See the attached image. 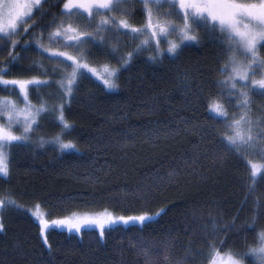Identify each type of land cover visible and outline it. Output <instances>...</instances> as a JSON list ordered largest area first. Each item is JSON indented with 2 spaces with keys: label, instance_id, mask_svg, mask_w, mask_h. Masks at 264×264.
<instances>
[{
  "label": "trees",
  "instance_id": "1",
  "mask_svg": "<svg viewBox=\"0 0 264 264\" xmlns=\"http://www.w3.org/2000/svg\"><path fill=\"white\" fill-rule=\"evenodd\" d=\"M139 9L137 3V15L132 22L142 25L145 20ZM32 22L27 21L29 25ZM38 35L39 28H33L29 35L20 31L13 37L20 44L25 40L31 43L30 47L16 49L25 67L31 60L40 59L35 53ZM43 43L49 44L47 33ZM186 44L178 59L165 55L156 63L148 59L150 49H146L122 71L118 88L107 89L89 73L90 78L83 81L76 99L66 109L74 127L63 134V139L71 140L74 147L61 149L47 143L43 147L17 146L11 150L10 179L0 176V197H12L23 207L13 205L3 211L0 264H144L129 238L135 240L137 233H143L159 240L168 232L176 240L173 258L183 255L191 242L197 254L189 264H208L209 243L214 241L211 236H204L200 225L207 220L209 210L212 216L223 215L225 220L235 215L247 191L248 170L231 153L218 158L222 144L211 126L223 125L213 119L215 114L207 107L215 98L212 75L205 76V91L197 93L198 99L185 87V71L196 73L201 66L215 68L216 48L207 40L201 45ZM161 47L167 48L163 40ZM8 60V50H0V67ZM43 62L55 63L46 57ZM91 63L97 68L105 63L118 67L114 59L103 57ZM31 74L23 73L19 62L11 73ZM51 90L56 92L55 86L39 89L42 94ZM8 94L0 91V96ZM57 96L58 93L51 99ZM32 99L38 102L35 93ZM222 102L227 105L226 100ZM229 111L239 110L229 107ZM156 130H165L167 134L157 137ZM59 131L49 119L39 134L48 136ZM250 159L261 162L256 155ZM173 168L180 175L168 182L167 173ZM145 188L146 199L142 200L137 189ZM261 192L264 182L257 184L256 195ZM253 198L247 197L239 213L241 223L253 214ZM160 209L164 211L145 225L132 221L105 226L103 239L98 236L99 229L91 225L80 233L65 231L55 224H49L43 233L40 231L41 219L70 220L101 213L139 215ZM234 237L235 233H228L223 250L239 247L241 241H234ZM223 238L224 233L216 235L217 247Z\"/></svg>",
  "mask_w": 264,
  "mask_h": 264
},
{
  "label": "snow or ice",
  "instance_id": "2",
  "mask_svg": "<svg viewBox=\"0 0 264 264\" xmlns=\"http://www.w3.org/2000/svg\"><path fill=\"white\" fill-rule=\"evenodd\" d=\"M137 3L145 20L142 25L132 22L137 15ZM28 20L33 21L31 25ZM33 28H39L35 53L40 59L31 60L25 67L16 49L30 47L31 43L25 40L20 44L13 37L20 31L29 35ZM0 33L5 34L0 36V50L7 49L9 53V60L0 67V91L9 93L0 96V173L9 179V157L14 147H43L47 143L61 149L75 146L71 140L63 139V134L74 127L66 109L76 99L83 81L90 78L89 72L102 80L107 89H114L120 87L117 81L122 71L146 49H150L148 59L156 63L165 55L178 59L186 42L201 45L207 40L214 46L215 68L201 66L196 73L185 71V87L198 99L197 93L205 91V76L212 75L215 98L207 107L215 114L213 119L223 125L211 126L222 144L218 158L226 153L235 155L244 163L248 176L247 191L235 215L225 220L223 215L212 216L209 210L207 220L200 225L204 236H211L214 241L209 243L208 264H264V192L256 195L257 184L264 182V0H0ZM45 33L48 46L43 43ZM162 40L166 49L161 47ZM44 57L55 63L45 64ZM101 57L114 59L118 67L105 63L103 72L99 71L91 60ZM18 62L23 73L32 74L11 75ZM52 86L56 92L39 91ZM33 93L38 102H33ZM57 93V99L52 100ZM229 107L239 111L230 112ZM49 119L60 131L48 136L39 134ZM161 133L167 134L165 130H156L157 137ZM252 155L261 162L250 159ZM179 175L178 169H170L168 182ZM137 191L140 199H146V188ZM248 196L254 197L253 214L241 223L239 213ZM13 205L23 207L12 197H0V230L5 229L4 209ZM163 211L84 217L76 222L68 218L41 219L40 231L43 233L49 224H57L80 233L82 225L95 224L99 238L103 239L106 224L135 221L145 225ZM192 216L197 218V213L194 211ZM200 216L204 213L200 212ZM230 232L235 233L234 241L239 239L241 243L236 249L223 250ZM219 233H224V238L217 247ZM44 240L47 243V236ZM129 243L144 258V264H189L197 254L189 242L184 254L173 258L176 240L171 232L159 240L137 233L135 240L129 238Z\"/></svg>",
  "mask_w": 264,
  "mask_h": 264
},
{
  "label": "rangeland",
  "instance_id": "3",
  "mask_svg": "<svg viewBox=\"0 0 264 264\" xmlns=\"http://www.w3.org/2000/svg\"><path fill=\"white\" fill-rule=\"evenodd\" d=\"M0 34H3V33H0ZM70 51H72V50L70 49ZM98 70L101 71V72H103V66H102V67H99ZM89 73H90V72H89ZM90 74L93 75V76H95L93 73H90ZM95 77H96V76H95ZM97 79L100 80L98 77H97ZM100 81H101V83L103 84V81H102V80H100ZM50 92H53V91L51 90ZM0 176H1V177H4L2 173H0ZM84 217L106 218L107 215H106V214H103V213H101V214H97V215L92 214V215L81 216V217H79V218H72V219H70V220L73 221V222H76L77 220H79V219H81V218H84ZM118 223H120V222H118ZM137 223H139V222H137ZM139 224H140V223H139ZM87 225H91V226H93V227H95V228H98L95 224H86V225H82L81 229L85 228ZM54 226L57 227V228L63 229V230H65V231H68V232L72 231V230H69V229H68L67 225H57V224H55ZM105 226H108V225L106 224Z\"/></svg>",
  "mask_w": 264,
  "mask_h": 264
}]
</instances>
